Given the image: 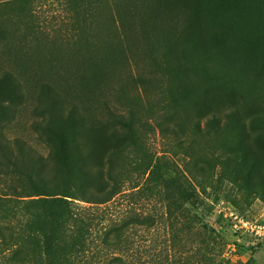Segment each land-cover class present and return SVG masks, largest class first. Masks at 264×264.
Returning <instances> with one entry per match:
<instances>
[{
  "label": "trees",
  "instance_id": "trees-1",
  "mask_svg": "<svg viewBox=\"0 0 264 264\" xmlns=\"http://www.w3.org/2000/svg\"><path fill=\"white\" fill-rule=\"evenodd\" d=\"M181 1L192 13L181 52L173 25L152 19L159 55L140 41L97 54L94 34L91 49L19 53L0 26V264H135L139 229L177 222L216 177L264 200V0ZM116 19L90 26L115 40L120 8ZM46 72L56 83L35 96ZM124 199V216L106 215ZM153 199L158 217L135 207Z\"/></svg>",
  "mask_w": 264,
  "mask_h": 264
},
{
  "label": "rangeland",
  "instance_id": "rangeland-1",
  "mask_svg": "<svg viewBox=\"0 0 264 264\" xmlns=\"http://www.w3.org/2000/svg\"><path fill=\"white\" fill-rule=\"evenodd\" d=\"M2 1L0 26L13 42L11 49L19 53L36 49L44 55L51 49L79 51L90 47L93 38L98 44L95 43L91 51L97 54H106L114 48L133 53L131 51L145 48L141 44L148 42L147 50L157 55L162 47L155 44L152 23L173 25L174 48L181 52L183 36H189L182 23L192 14L181 0H33L27 4H23V0ZM150 2L153 8L144 13ZM117 8L126 24L115 40H112L115 33L110 27L90 26L92 21L115 20ZM144 19H152L151 24L146 25ZM123 31L132 35L126 39ZM23 39L28 41L25 43ZM129 56L133 61L132 55ZM54 80L53 73L46 72L29 86L37 96L41 82L54 85ZM63 88L69 94L66 84ZM150 142L153 150L167 151L166 143L159 136L151 137ZM173 159L183 165L180 156ZM140 203L135 207L142 213L150 212L155 217L164 213V206L157 199ZM184 207L185 212L175 223L163 214L161 224L157 223L150 230L139 229L133 243L135 264H264V240L251 231L237 228V221L231 216L236 213L249 226H264L263 199L250 202L216 177L212 186L196 188L195 198L185 202ZM128 209L126 199L120 200L109 205L106 215L124 216ZM168 212H173V208L170 207Z\"/></svg>",
  "mask_w": 264,
  "mask_h": 264
},
{
  "label": "built area",
  "instance_id": "built-area-1",
  "mask_svg": "<svg viewBox=\"0 0 264 264\" xmlns=\"http://www.w3.org/2000/svg\"><path fill=\"white\" fill-rule=\"evenodd\" d=\"M231 216L234 217L235 221H237L235 224L237 228L241 227L242 229L251 231L258 238H261L262 240H264V226H249V224H247L244 220H241L240 217L236 213H231Z\"/></svg>",
  "mask_w": 264,
  "mask_h": 264
}]
</instances>
